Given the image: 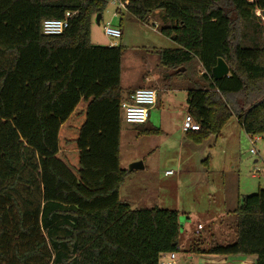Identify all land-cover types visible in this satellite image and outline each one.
<instances>
[{
    "label": "trees",
    "instance_id": "trees-1",
    "mask_svg": "<svg viewBox=\"0 0 264 264\" xmlns=\"http://www.w3.org/2000/svg\"><path fill=\"white\" fill-rule=\"evenodd\" d=\"M108 1L0 0V264H158L180 251L264 264V188L239 196L222 240L209 232L187 249L177 210L120 199L132 172L119 163L120 103L132 91L120 84L123 46L90 42ZM127 1L141 23L161 16L160 33L176 43L158 51L168 78L192 61L202 68L188 91L199 124L188 138L218 137L232 117L264 135V0ZM66 12L61 34H42V20ZM218 58L229 73L215 79Z\"/></svg>",
    "mask_w": 264,
    "mask_h": 264
},
{
    "label": "rangeland",
    "instance_id": "rangeland-1",
    "mask_svg": "<svg viewBox=\"0 0 264 264\" xmlns=\"http://www.w3.org/2000/svg\"><path fill=\"white\" fill-rule=\"evenodd\" d=\"M261 20L264 21V17ZM106 22L119 26L122 36H105L103 25ZM163 24L164 21L158 14L145 24L131 17L124 9L117 13V4L109 0L100 23L93 21L91 24L90 42L97 46H123L120 74L123 88H159L161 108L152 109L151 121L154 120L152 123L158 126L157 122L168 119L171 134L138 135L135 125L122 121L120 166L128 169L133 162L141 161L145 168L133 170L125 178L123 188H120V198L127 201L131 208L159 207L177 210L182 226L180 246L187 249L193 240L209 239L211 229L229 232L230 218L217 219L210 226L207 214H225L226 207L222 203L228 205L232 189L237 186L240 194L247 195L264 188V135H253L258 139L252 145L250 135L239 126L236 131L226 126L222 136H211V139H216V143L211 140L202 144L198 150L191 151L197 161L193 158V167L179 173L175 164V157L181 152L178 123L182 120L180 116L187 112L185 108H188L189 89L194 87V83L201 82L202 68L196 61H192L185 74L171 78L164 74L159 67L158 51L175 47L176 43L160 33L159 28ZM144 74L148 76L149 82L146 81L141 86ZM252 148H255L256 153H250ZM209 159L212 160L208 163L210 171L206 170L207 165L204 164ZM166 168L171 169L173 174L163 176ZM199 223L203 229L196 232ZM183 253L180 251L176 254V262Z\"/></svg>",
    "mask_w": 264,
    "mask_h": 264
},
{
    "label": "crops",
    "instance_id": "crops-1",
    "mask_svg": "<svg viewBox=\"0 0 264 264\" xmlns=\"http://www.w3.org/2000/svg\"><path fill=\"white\" fill-rule=\"evenodd\" d=\"M146 81L149 82V79H148V76L146 74H144L142 76V84H141V86L146 84ZM136 88H140V86L135 87V88H131V89H128V88L125 89V88L122 87V89H123V91L125 93L127 91L128 92L129 91H133ZM153 89H155L156 93H157V103L150 109L148 118H147L146 122L144 123V125H147V127L149 125L157 127L161 131L160 134L165 133V134H167L169 136L171 134V132H169L171 124L168 122L169 121L168 119H165L164 121L162 119L161 122H157V123H159L158 126H155L152 123L154 120L151 121V111H152V109L155 108V107H157V109L161 108L160 107L161 106L160 105V102H161L160 93H158L159 88H153ZM187 101H188V95H187ZM186 109H187V112H186ZM185 112H186V114H188V108H185ZM186 114L184 116H180V118H182V120H181V123L180 122L178 123V125H179L178 129L180 131V135L178 137L179 138L178 141H179V147L181 149V152L179 151V154L175 157V164H176V166L179 169L178 170L179 173H181V172L184 173L187 168H192L193 167V163H194L193 160L195 159V157L192 155L191 151L198 150L201 147L202 144H207L208 142H211V140H213V142L216 143V139H211V136L208 137L207 139H205L204 141H202L201 143H194L190 138H188L186 132L182 131V129H181V124H182V121H183L184 117L186 116ZM174 121H176V120H174ZM140 126H142V125H140ZM226 126H229V128H231L232 130H235V131L237 130L238 126L241 129H243L241 123L235 117L230 118L226 122V124L223 126V128H225ZM223 128H222L221 133H220L219 136L223 135ZM135 129H136V127H135ZM160 134H158V135H160ZM211 159H209V161L207 163H204L205 165H207L206 170H208V171L211 170V166L208 164V163H210V161H212ZM195 160L197 161V159H195ZM144 168L145 167L143 166V168H140V170H142ZM135 170H137V169H135ZM166 171H172V170L169 169V168H166L164 170V172H163V176H167V175L173 174V172L170 173V174H166L165 173ZM220 171L221 170H219V172ZM132 172H133V170H132ZM222 172L223 171H221V173ZM123 184H124V182H123ZM123 184L121 185L122 188H123ZM121 186H120V188H121ZM120 188H119V196L121 197ZM240 195H242V194L239 193L238 187L236 186V188L234 190L232 189V192L228 196V202H227L228 205L226 204V206H225V204L222 203L224 205V207H226L225 208V214H222V215H219L218 213H214L213 215L207 214V216L210 217V219H209V222L211 223L210 226L213 225V222L215 220H217V219H220V218L229 219V218H231V211L236 207L237 202H238V198H239ZM122 201L128 203L124 199H122ZM229 203H231V205ZM198 225H200L201 229H203V226L200 223ZM198 225H197V227H198ZM210 233L211 234L213 233V235H215V236H221V238L218 239L220 241V240L223 239L222 236H223V233H225V232H222V231L218 232V231H215L214 229H211ZM255 260H256V258L254 256L217 255V254H190V253L184 252L181 257H180V255L178 256L176 264H255Z\"/></svg>",
    "mask_w": 264,
    "mask_h": 264
},
{
    "label": "built area",
    "instance_id": "built-area-1",
    "mask_svg": "<svg viewBox=\"0 0 264 264\" xmlns=\"http://www.w3.org/2000/svg\"><path fill=\"white\" fill-rule=\"evenodd\" d=\"M117 4V13L121 9H124L128 1L124 0H112ZM69 12H66L63 18H47L41 22V32L44 35H58L61 34L68 27ZM103 33L110 38H120L122 35L121 29L118 26H114L109 22L103 25ZM157 98L156 90L149 87H140L134 89L127 99H124L120 103L122 120L131 125H142L146 122L150 109L155 105ZM181 129L184 132L194 131L199 129V124L194 120L190 114H186L184 117ZM258 137L250 136V143L255 144ZM250 153L254 154L255 148L250 149ZM258 171V170H257ZM256 171V172H257ZM166 174L172 173V171H166ZM256 176L257 174H253ZM201 229L198 225L197 231ZM176 252L162 254L158 264H176Z\"/></svg>",
    "mask_w": 264,
    "mask_h": 264
},
{
    "label": "water",
    "instance_id": "water-1",
    "mask_svg": "<svg viewBox=\"0 0 264 264\" xmlns=\"http://www.w3.org/2000/svg\"><path fill=\"white\" fill-rule=\"evenodd\" d=\"M100 16H101L100 14H97L95 16L94 18L95 23L99 24ZM211 72L215 79H220L229 73V68L222 58H218L216 65L212 68ZM140 168H143L141 161H136L129 166L128 170L131 171Z\"/></svg>",
    "mask_w": 264,
    "mask_h": 264
}]
</instances>
